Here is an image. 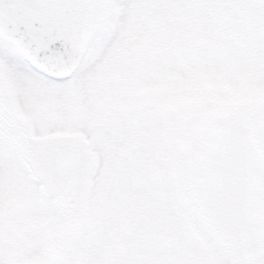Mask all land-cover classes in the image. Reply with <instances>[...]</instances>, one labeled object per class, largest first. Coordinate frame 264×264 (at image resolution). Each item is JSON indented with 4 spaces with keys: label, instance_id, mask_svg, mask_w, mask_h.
I'll return each instance as SVG.
<instances>
[{
    "label": "snow or ice",
    "instance_id": "snow-or-ice-1",
    "mask_svg": "<svg viewBox=\"0 0 264 264\" xmlns=\"http://www.w3.org/2000/svg\"><path fill=\"white\" fill-rule=\"evenodd\" d=\"M0 264H264V0H0Z\"/></svg>",
    "mask_w": 264,
    "mask_h": 264
}]
</instances>
